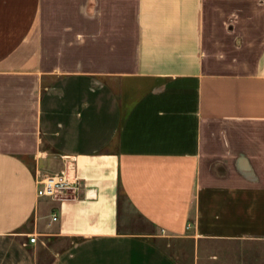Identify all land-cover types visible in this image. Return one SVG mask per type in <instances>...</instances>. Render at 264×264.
I'll list each match as a JSON object with an SVG mask.
<instances>
[{
  "label": "crops",
  "instance_id": "crops-1",
  "mask_svg": "<svg viewBox=\"0 0 264 264\" xmlns=\"http://www.w3.org/2000/svg\"><path fill=\"white\" fill-rule=\"evenodd\" d=\"M174 240L264 242V0H0V264Z\"/></svg>",
  "mask_w": 264,
  "mask_h": 264
},
{
  "label": "rangeland",
  "instance_id": "rangeland-1",
  "mask_svg": "<svg viewBox=\"0 0 264 264\" xmlns=\"http://www.w3.org/2000/svg\"><path fill=\"white\" fill-rule=\"evenodd\" d=\"M170 243L168 251L187 264L194 251L193 244L182 240ZM199 255L200 264H264V242L210 241L201 246Z\"/></svg>",
  "mask_w": 264,
  "mask_h": 264
},
{
  "label": "built area",
  "instance_id": "built-area-1",
  "mask_svg": "<svg viewBox=\"0 0 264 264\" xmlns=\"http://www.w3.org/2000/svg\"><path fill=\"white\" fill-rule=\"evenodd\" d=\"M37 194L40 198H55L58 193L66 190L79 191L81 188L80 178L71 169H66L54 175H48L37 179ZM57 215L53 216V221H57ZM37 237H30V243L35 244Z\"/></svg>",
  "mask_w": 264,
  "mask_h": 264
}]
</instances>
